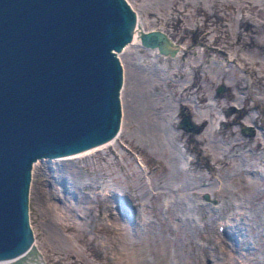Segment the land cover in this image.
<instances>
[{"label":"rangeland","instance_id":"1","mask_svg":"<svg viewBox=\"0 0 264 264\" xmlns=\"http://www.w3.org/2000/svg\"><path fill=\"white\" fill-rule=\"evenodd\" d=\"M127 1L142 30L170 33L174 53L124 46L118 137L38 161L28 214L41 264H214L221 235L234 264H264V0ZM131 66L153 74L148 113L167 96L183 103L166 110L169 135L128 114Z\"/></svg>","mask_w":264,"mask_h":264},{"label":"water","instance_id":"2","mask_svg":"<svg viewBox=\"0 0 264 264\" xmlns=\"http://www.w3.org/2000/svg\"><path fill=\"white\" fill-rule=\"evenodd\" d=\"M136 19L127 0H0V259L38 252L28 214L34 161L117 134L124 77L116 52ZM141 36L171 50L161 30ZM182 115L179 125L193 128Z\"/></svg>","mask_w":264,"mask_h":264},{"label":"bare ground","instance_id":"3","mask_svg":"<svg viewBox=\"0 0 264 264\" xmlns=\"http://www.w3.org/2000/svg\"><path fill=\"white\" fill-rule=\"evenodd\" d=\"M136 17H137V14H136ZM155 29L156 30H161L164 34L167 35V38H169L168 46L171 49L168 52L169 53H174L173 52L174 48H171V44H172L173 41L171 42L170 33H168L166 30H163V29H157V28H155ZM132 32H133L132 33V40H130L128 43H130V42L132 43L134 40L137 41V40L141 39V37H142L141 34L146 32V31L142 30V26L138 22V17H137V19L135 21L134 29L132 30ZM127 44L123 45L122 49L119 50L118 52H116L117 55H118V58H120L119 57V53L123 51L124 46L126 47ZM157 47H151V48L155 49ZM120 61H121V58H120ZM131 67L133 69V70H131L132 71V75L131 76L134 78V82H135L133 88H135V89H133L134 92L132 91L133 93H131V95H130L131 97H130L129 102H128V106H129L128 109H127L128 114L131 115V119L134 120V123L138 125L140 131H141V128H142L144 130V132L146 131V133H147V131L151 132V133H152V131H154V132L157 131L158 133H160V135H161V133H165L166 136H167V134L169 135L170 131L172 130V127H171V130H170V127L167 126L166 122H168L167 121L168 116H167L166 110L168 111L169 109H171V106L174 107L175 105L177 106V108L182 107L183 103L181 101H179V100L175 101L173 97L170 98L169 96H167V97L165 96L166 97V101H165V105H164V106H166L165 111L164 112H156V113L155 112L154 113L153 112H149L148 113L149 105H153V104H151L153 101H155L156 103H158V101H160V99L155 97L153 95V93L149 92L148 89L147 90L145 89L147 87V85H148L147 83L151 82V80H152L151 77H152L153 74H151V73L148 74L146 71L143 72L142 70L139 71L137 66H135V67L131 66ZM121 90H122V88H121ZM121 90H120V97L123 98V93H122ZM123 102H122V104H123ZM118 133H119V131L117 132V134H115L113 136V138H110V139H108V140H106V141H104L102 143L97 144V145L90 146V148H85V149H82L80 151H75V152H71V153L62 154L61 156H57L56 155V156L50 158V160L49 159H47V160L50 161V162L52 160L53 161H57V159L61 160V159H59V157L71 156V154H76V153L83 152L85 150H90L91 148H95L96 146L99 147L100 145H103L104 143H109V141H112L113 139L117 138L118 137ZM81 154L82 153H80V155ZM83 154H85V153H83ZM56 157H58V158L56 159ZM71 157H66V158H71ZM47 160L46 159L45 160L42 159L41 162L42 161H47ZM38 161H40V160H37V162L33 163V167L31 169L32 172H34V170H36V168L39 165L38 163H41V162H38ZM115 201L118 202V204L116 203V205H118L117 206L118 208H120V206L122 204H124V203H122V204L119 203V201H117V200H115ZM44 202H45V200H44ZM126 208H129V207L126 206ZM50 221H51V219H50ZM51 222H49V220H48V222L46 223L47 231L55 233L54 226L51 224ZM239 224H241V223H239ZM234 225H235L234 230L236 229V227H237V229H239V225L237 223H234ZM230 228L233 229V227H230ZM242 232L244 233V231H242ZM221 236L219 237L220 240H221L219 243L224 244V246L226 248L228 247L227 248L228 249L227 250L228 253L226 252V254L223 255V257H225L223 259L219 258L220 256L218 254L217 257L219 258V260L215 261L214 264H234V261L237 260V256H235V255L232 256V254H231V252H232L231 248L232 247L226 245L225 242H224V239L223 240L221 239ZM241 236H242V234H241ZM232 250H233V248H232ZM37 254H39L38 259L36 258L37 256L35 257V255H37ZM37 254H33V253L30 254L28 252H23V255H18V256H13V257L0 259V264H41L43 261L41 260L42 257L40 256V252L38 251ZM18 257L19 258L23 257V258H22L21 262L16 263V261L18 260ZM262 258H264V255H263ZM30 261L33 262V263H31ZM210 264H213V263L211 262Z\"/></svg>","mask_w":264,"mask_h":264}]
</instances>
